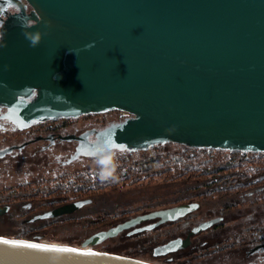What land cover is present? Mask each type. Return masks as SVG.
Instances as JSON below:
<instances>
[{
    "label": "water",
    "instance_id": "95a60500",
    "mask_svg": "<svg viewBox=\"0 0 264 264\" xmlns=\"http://www.w3.org/2000/svg\"><path fill=\"white\" fill-rule=\"evenodd\" d=\"M27 1L31 13L21 7L8 19L0 47V106L19 128L119 110L128 116L76 155L166 142L264 152V0ZM37 30L33 47L24 33ZM197 206L139 216L80 245L0 234V264H164L96 246L134 222L176 220Z\"/></svg>",
    "mask_w": 264,
    "mask_h": 264
},
{
    "label": "flooded vegetation",
    "instance_id": "af4514ba",
    "mask_svg": "<svg viewBox=\"0 0 264 264\" xmlns=\"http://www.w3.org/2000/svg\"><path fill=\"white\" fill-rule=\"evenodd\" d=\"M21 7L28 14L33 9L27 0H0V33L8 19L21 12ZM5 114L6 108L0 106V231L26 233L29 237L55 233L76 237L82 244L127 220L180 204L197 203L194 210L176 220L164 221L155 216L134 222L96 247L129 254L140 246L156 252L165 261L171 257L191 264L218 263L232 256H236L232 257L235 262L264 263V201L257 202L260 188L237 192L228 196L229 200L189 194L192 190L184 199L179 198L185 195L176 194L169 201L147 195L148 188L170 185L162 176L161 162L153 160L186 151L190 146L166 142L149 149L76 155L85 142L96 141L100 130L124 119L128 113L113 110L59 117L23 129ZM78 176L90 179V184L80 191L81 195L85 191L87 194L53 198L50 186L62 183L64 193L67 180L76 182ZM99 182L117 183L118 188L102 193L91 189ZM131 193L136 196L126 198ZM77 202H82V206L70 212L62 210ZM170 245L176 247L165 251Z\"/></svg>",
    "mask_w": 264,
    "mask_h": 264
},
{
    "label": "trees",
    "instance_id": "16d2710c",
    "mask_svg": "<svg viewBox=\"0 0 264 264\" xmlns=\"http://www.w3.org/2000/svg\"><path fill=\"white\" fill-rule=\"evenodd\" d=\"M153 162H161L163 165V178L166 182L170 183V186H176V188L172 192L170 191V193L177 194L178 196L185 195L179 199H184L192 193L197 194L200 197L204 196L205 198H222L229 200L228 196L232 194L235 195L237 192L245 193L254 188H260V191L263 192L262 194H259L260 198L257 199V202H261V197L264 195V152L242 154L240 151L189 147L186 151L164 154L157 160H153ZM147 171H149L148 168ZM89 180V178L82 180L81 176L80 178L79 176L77 177L76 182L67 180L64 193L62 191L64 188L61 185L62 183L50 186L49 188L53 194V198L58 199L63 196L64 199H70L69 197L72 195L82 197L88 192L85 191V193L81 195L80 191L83 192L86 188V184H90ZM110 188H118L117 183L112 185V183L99 182L91 187V189H97L99 193ZM190 190L192 191L189 192ZM51 204L53 203H49V205ZM106 214L109 215L108 213ZM0 234L13 235L16 237H29L26 233L21 232L12 233L0 231ZM46 237L67 240L68 243L73 244L79 242V239L76 237ZM136 248H138V250H134L126 255L141 257L150 254L155 259L160 257L156 252L152 253L150 249L140 248V246ZM112 252L125 254L118 250ZM166 262L171 264L192 263L179 261L171 257H169ZM200 264L209 263L206 262ZM213 264L217 263L215 262Z\"/></svg>",
    "mask_w": 264,
    "mask_h": 264
},
{
    "label": "rangeland",
    "instance_id": "374dc122",
    "mask_svg": "<svg viewBox=\"0 0 264 264\" xmlns=\"http://www.w3.org/2000/svg\"><path fill=\"white\" fill-rule=\"evenodd\" d=\"M176 188V186H168V185H163L161 188H158V189H155V188H148V189H146L145 191H146V193H147V195H149V196H152L153 198H155V197H160V196H162V200L163 201H169V200H171V198L172 197H175V194L174 193H170V191L172 192L174 189ZM145 193V194H146ZM263 192H261V191H259L257 194L259 195V194H262ZM134 196H136V193H134V194H130L129 195V197L128 196H126V198H129V199H131L132 197H134ZM262 198V201H264V195L261 197ZM242 201H244L243 199H242ZM68 232H70V231H72V230H70V229H68L67 230ZM4 232V231H3ZM55 234V233H54ZM50 234L51 236H56L57 234ZM10 236H13V235H10ZM27 238V237H26ZM44 239H46V240H48V241H55V242H64V243H68V241L67 240H61V239H55V238H49V237H43ZM234 239H236V237L234 238ZM74 244H77V245H80L79 243H74ZM233 257V256H232ZM232 257L231 258H229V259H227L226 261L224 260V259H222L221 260V262H216L217 264H249L248 262L249 261H247V262H243V263H240V261L239 262H235V261H233L232 260ZM236 257V256H235ZM235 257H233V258H235ZM140 258H144V259H148V260H153V261H156V262H160V263H164V264H171V263H167L166 261H164V259H163V257H159V258H153L150 254H147V255H144V256H141ZM228 258V257H227ZM214 261H211V262H209V264H213V263H215ZM252 264H256V263H252ZM262 264H264V263H262Z\"/></svg>",
    "mask_w": 264,
    "mask_h": 264
},
{
    "label": "snow or ice",
    "instance_id": "6c2138e0",
    "mask_svg": "<svg viewBox=\"0 0 264 264\" xmlns=\"http://www.w3.org/2000/svg\"><path fill=\"white\" fill-rule=\"evenodd\" d=\"M4 243H12V244H22V242H17V241H4ZM24 247H29V248H40L44 250H52V251H61V252H79L78 249L74 248H57V247H51V246H46V245H38V244H23ZM82 255H94L92 252H83L81 253Z\"/></svg>",
    "mask_w": 264,
    "mask_h": 264
},
{
    "label": "clouds",
    "instance_id": "9594fccd",
    "mask_svg": "<svg viewBox=\"0 0 264 264\" xmlns=\"http://www.w3.org/2000/svg\"><path fill=\"white\" fill-rule=\"evenodd\" d=\"M22 26H25V25H22ZM24 35H25V38L27 40H29L30 45L35 47L40 43L42 36H43V33L39 30H37V31H26L24 33ZM4 46H5V44L3 42V33H0V47H4Z\"/></svg>",
    "mask_w": 264,
    "mask_h": 264
}]
</instances>
